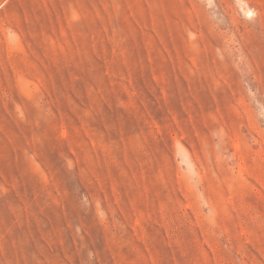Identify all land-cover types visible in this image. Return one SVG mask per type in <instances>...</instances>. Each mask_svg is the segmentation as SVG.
Masks as SVG:
<instances>
[{
    "label": "rangeland",
    "instance_id": "obj_1",
    "mask_svg": "<svg viewBox=\"0 0 264 264\" xmlns=\"http://www.w3.org/2000/svg\"><path fill=\"white\" fill-rule=\"evenodd\" d=\"M0 264H264V0H0Z\"/></svg>",
    "mask_w": 264,
    "mask_h": 264
}]
</instances>
